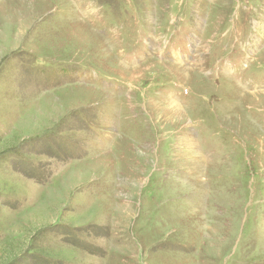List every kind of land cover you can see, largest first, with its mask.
Masks as SVG:
<instances>
[{
  "label": "rangeland",
  "instance_id": "1",
  "mask_svg": "<svg viewBox=\"0 0 264 264\" xmlns=\"http://www.w3.org/2000/svg\"><path fill=\"white\" fill-rule=\"evenodd\" d=\"M55 2L0 0V264H264V0Z\"/></svg>",
  "mask_w": 264,
  "mask_h": 264
},
{
  "label": "bare ground",
  "instance_id": "2",
  "mask_svg": "<svg viewBox=\"0 0 264 264\" xmlns=\"http://www.w3.org/2000/svg\"><path fill=\"white\" fill-rule=\"evenodd\" d=\"M40 2H41V4H40V6L44 3V5L45 4H49V3H53V2H55V0H39ZM19 2V1H18ZM56 3V2H55ZM57 3H58V0H57ZM59 4V3H58ZM55 13H56V11H55ZM71 21V20H70ZM64 28V27H63ZM65 31H67V34H66V37H69V38H71V39H73V40H75L76 42H80V40H82V42H83V40H85V38L87 37L88 38V40L86 41V43L87 44H89L90 42H91V40L92 41H95V43H97L98 44V46L99 47H101L102 49L103 48H105V47H103L104 46V44L102 43V41L93 33V32H91L90 30H88L87 28H86V26H83L82 24H80L78 21H77V23H71V24H68V25H66L65 26ZM86 38V39H87ZM72 40V41H73ZM71 41V42H72ZM73 43H75V42H73ZM84 43V42H83ZM80 44V43H79ZM85 44V43H84ZM103 44V45H102ZM80 46H82V44L80 45ZM88 46V45H87ZM105 50V49H104ZM103 50V51H104ZM109 50V49H108ZM94 51H97V50H94ZM110 51V50H109ZM104 52H106V51H104ZM92 53V52H91ZM94 54H95V52H94ZM108 53L106 52V55H107ZM96 56V55H95ZM112 57V56H111ZM113 61V60H112ZM114 62H115V60H114ZM147 63V62H146ZM117 64V63H116ZM141 67V66H140ZM126 68H124V70H125ZM139 69V68H138ZM142 69V68H141ZM140 69V70H141ZM134 70H137V68H134ZM143 70V69H142ZM181 75V74H180ZM137 77V76H136ZM188 77V76H187ZM181 84V83H180ZM182 85V84H181ZM90 90V89H89ZM131 92V91H130ZM94 93H96V92H94ZM129 97V96H128ZM162 102V101H161ZM173 102H175L174 100H173ZM171 103V102H170ZM150 105H154V106H158L157 104H154V103H152V104H150ZM179 105V104H178ZM150 108H153L152 106H150ZM170 110L168 113L167 112H165V118H167V120H175L176 118H181V116H183L182 114H184L179 108H178V106L175 104V103H172L171 105H170V107H168L167 108V110ZM161 110V109H160ZM156 111V110H155ZM151 113V112H150ZM191 132V131H190ZM190 135V134H189ZM190 137V136H189ZM194 138V137H193ZM187 140H190V139H187ZM194 141V140H193ZM196 149V148H195Z\"/></svg>",
  "mask_w": 264,
  "mask_h": 264
}]
</instances>
